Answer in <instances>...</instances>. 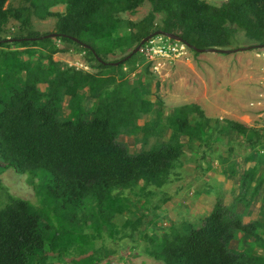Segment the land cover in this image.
I'll return each mask as SVG.
<instances>
[{"label": "trees", "instance_id": "16d2710c", "mask_svg": "<svg viewBox=\"0 0 264 264\" xmlns=\"http://www.w3.org/2000/svg\"><path fill=\"white\" fill-rule=\"evenodd\" d=\"M8 1L0 0V165L31 180L46 181L37 185L43 208L12 198L0 211V264H65L66 258L89 253L93 254L73 263L103 264L113 254L96 246L105 228L116 237L131 227V237L138 231L143 238L149 229L145 215L143 220L126 222L123 231L112 223L135 207L125 192L140 183L143 192L150 186H163L170 172L181 165L186 146L193 151L196 143L213 146L217 134L220 138L236 134L258 152L257 163L240 179L244 191L240 201L251 207L264 188V174L259 177L264 136L257 130L208 118L197 104L178 107L166 117L164 103L148 100L145 88L143 94L136 89L125 93L124 83L117 84L116 77L65 69L53 56L69 50L58 41L69 43L75 46V54L85 53L97 68L106 71L115 66L119 74L130 64V74L140 61L145 63L141 53L127 62L124 57L108 63L105 57L125 55L160 31L180 36L196 56L209 49H239L240 32L252 47H261L264 0H229L220 7L207 0H24L26 5L16 8L7 7ZM146 3L152 11L141 22L118 17L135 13ZM59 5H66L65 14L51 11ZM159 15L162 22L157 29ZM34 16L40 20L57 17L59 37L48 39L49 34L36 32ZM11 20L20 27L9 36L5 27ZM46 59L49 64L44 63ZM41 86L47 88L42 91ZM66 98L68 117L63 116ZM87 98L96 103L94 117L85 120ZM154 112V121L139 125L143 116ZM137 131L144 134L146 144L155 138L157 145L133 155L119 138ZM168 132L171 139L163 142ZM185 139L187 144L182 142ZM208 167L207 171L213 166ZM244 217L237 207L225 204L224 194L218 195L199 228L191 223L182 229L172 226L157 237L162 238L159 242L146 235L151 243L146 254L163 264H264V222L247 223ZM144 220L148 228L139 231ZM234 241L240 243L235 250L231 248Z\"/></svg>", "mask_w": 264, "mask_h": 264}, {"label": "rangeland", "instance_id": "374dc122", "mask_svg": "<svg viewBox=\"0 0 264 264\" xmlns=\"http://www.w3.org/2000/svg\"><path fill=\"white\" fill-rule=\"evenodd\" d=\"M207 1L213 6L220 7L229 0ZM23 5H26L24 0H9L7 3V7L16 8ZM51 11L65 14L66 5H59ZM151 11V5L146 3L135 13H122L118 17L123 21L139 23L146 19ZM57 22V17L46 20H40L35 16L32 18L33 29L41 35L56 34ZM161 22L162 16L159 15L155 28L158 29ZM19 27V22L11 20L5 28L10 36L17 33ZM237 40L240 42L239 49L252 47V43L242 32L238 34ZM57 43L61 48L69 49L65 53H57L53 56V60L64 64L65 69L71 67L90 74L106 76L108 74L107 77H116L117 84L124 83L125 93L136 89L143 94L145 88L150 93L148 100L156 104L164 103L166 117L172 116L178 107L197 104L208 118L219 120L225 125L227 121L237 122L257 130L264 136V58L261 57L264 50L243 51L230 55L201 53L198 56L190 50L182 57L156 58L153 62L145 59V63L140 61L136 71L130 74L127 73L130 64L124 65L123 73L118 74L114 72L118 67H108L106 71H103L97 68L96 62L85 53L75 54L72 51L74 45L60 41ZM137 47L125 55L118 53L115 56L105 57L106 61L115 63L129 56ZM24 59L28 57L24 56ZM44 63L49 64V60L46 59ZM40 88L44 91L47 87ZM68 101L69 98H66L64 102V117L70 114ZM95 103L93 99H86L83 119H90L92 115L94 117L95 111L92 108ZM156 117L155 112L143 116L139 125L144 126L145 123L154 121ZM170 136L171 132H168L162 141L169 142ZM144 140V134L137 131L131 135H121L119 143L125 145L134 155L152 150L158 142L153 138L146 144ZM214 141L215 145L210 147H201L200 143H196L194 151L186 146L181 165L170 172L168 182L163 186H150L143 192L144 184L140 183L139 186L125 192L127 198L135 203V207L132 208V213L125 212L123 215H118L112 223L123 231L126 222L143 220L145 215L147 225L150 222L149 229H146L148 227H145L144 220V225L139 229V231L147 230L143 238L137 234L138 231L135 237H131L133 231L131 227L116 237H111L108 228H105V236L96 241V246L98 249L106 247L113 254L103 264L107 262L110 264H163L146 254V246L151 245L146 235L159 242L162 238L157 237L169 232L172 226L182 229V225L191 223L199 228L203 224V218L216 205L217 196L224 193L227 205L237 207L238 212L245 216L244 220L247 223L255 219L264 222V188L253 199L251 207H247V202L240 201L244 193L240 179L257 163L255 157L258 156V152H254L248 146V142L236 134H227L222 138L217 134ZM182 142L187 144L188 141L185 139ZM249 156L255 159L248 161ZM210 164L213 167L207 171ZM3 166L4 164L0 165V211L11 203L12 198H21L35 207L43 208L37 185L40 181L44 183L46 179L31 180L28 175L19 174L14 169H5ZM233 168L236 171L235 175H232ZM263 174L264 166L260 169L259 177ZM250 193H252L251 190L248 194L251 195ZM250 198L251 196H248V199ZM154 213L157 215L155 218ZM155 222H157L156 226ZM239 247L240 243L237 241L231 245L234 250ZM91 254L93 253L82 258ZM82 258L79 256L66 258L65 264H74V259L79 261Z\"/></svg>", "mask_w": 264, "mask_h": 264}, {"label": "built area", "instance_id": "2783aa9c", "mask_svg": "<svg viewBox=\"0 0 264 264\" xmlns=\"http://www.w3.org/2000/svg\"><path fill=\"white\" fill-rule=\"evenodd\" d=\"M188 51H190L189 46L185 43L158 36L146 43L140 53L147 61L153 62L156 58L182 57L187 55ZM261 57L264 58V52Z\"/></svg>", "mask_w": 264, "mask_h": 264}, {"label": "water", "instance_id": "95a60500", "mask_svg": "<svg viewBox=\"0 0 264 264\" xmlns=\"http://www.w3.org/2000/svg\"><path fill=\"white\" fill-rule=\"evenodd\" d=\"M157 36H164V37H167L168 39H171V40H174V41H177V42H183V39L178 36V35H175V34H170V33H165V32H157L151 36H149L148 38H146L145 40L142 41V43L140 44V46H138L129 56H127L124 60V62H127L129 61L130 59L133 58V56L137 55L138 53H140L142 47L148 43L150 40H152L153 38L157 37ZM58 34H52V35H48L46 38L50 39V38H58ZM75 42H79L77 39H73ZM187 45V44H186ZM86 48H89L87 45H84ZM253 50H264V46H261V47H249V48H246V49H237V50H233V51H230V50H221V49H209V50H203V51H199L200 53H213V54H225V55H230V54H233V53H240V52H243V51H253ZM116 66H118L119 64H115Z\"/></svg>", "mask_w": 264, "mask_h": 264}, {"label": "crops", "instance_id": "0c3cea01", "mask_svg": "<svg viewBox=\"0 0 264 264\" xmlns=\"http://www.w3.org/2000/svg\"><path fill=\"white\" fill-rule=\"evenodd\" d=\"M224 196H225V204L227 205V203H226V195H225V193H224ZM227 206H230V205H227ZM256 220V219H255Z\"/></svg>", "mask_w": 264, "mask_h": 264}]
</instances>
